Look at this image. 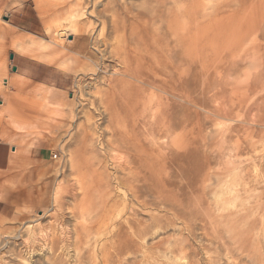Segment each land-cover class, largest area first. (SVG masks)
Returning <instances> with one entry per match:
<instances>
[{
	"label": "rangeland",
	"instance_id": "1",
	"mask_svg": "<svg viewBox=\"0 0 264 264\" xmlns=\"http://www.w3.org/2000/svg\"><path fill=\"white\" fill-rule=\"evenodd\" d=\"M130 3L139 4L137 0ZM162 3L163 19L153 26L175 32L179 44L185 42L180 50L186 59L183 69L191 68L194 75L188 82L184 78L179 88L193 105L187 104L184 95L168 96L178 119L189 117V124L159 141L167 188L186 209L187 218L150 205L141 208L123 187L116 190L117 199L128 205H120L102 223L95 220L104 227L95 238L105 241L135 211L148 226L156 225L151 216L166 219V215L174 225L154 227L140 241L146 253L133 248L126 256L127 264H264V240H260L264 239V0ZM82 4V0H0V164L10 157L7 167L0 169V264H52L54 259L56 264H78L73 246L70 251L63 249L64 243L40 241L32 252L25 241L31 231L43 239L57 233L61 240L60 230L81 229L75 227L80 222L78 213L88 206H78L82 195L73 186L79 172L75 164L72 170L71 160L76 163L85 148L80 140L85 128L94 134L96 156L110 161L111 178L126 156L121 149L108 155L102 150L111 126L105 110L111 108L100 102L97 67L90 59H100L103 49L111 50L120 39L111 33V12L102 13L107 0ZM79 19L92 23L87 36L74 28ZM64 29H68L66 39L56 36ZM82 39L87 40V56L75 53ZM188 45L189 57L185 55ZM31 68L39 76L51 75L54 82L31 80L26 72ZM177 139L178 145L172 146ZM228 178L239 179L240 195L226 194ZM25 189L27 194H20ZM74 192L77 202L72 199ZM95 195L96 200L103 197ZM44 200L45 206L37 205ZM196 214L202 220L195 219ZM84 220L94 223L90 217ZM161 240L160 249H151Z\"/></svg>",
	"mask_w": 264,
	"mask_h": 264
},
{
	"label": "bare ground",
	"instance_id": "2",
	"mask_svg": "<svg viewBox=\"0 0 264 264\" xmlns=\"http://www.w3.org/2000/svg\"><path fill=\"white\" fill-rule=\"evenodd\" d=\"M82 1V6H84L86 0ZM93 1L97 2L102 0H92V2ZM130 1L107 0V5H105L104 11L102 13L106 14L105 12H111V33L116 35L120 41H117V45L112 46L111 50L109 47H105L100 59L94 60L90 58L91 61H94L97 67L95 70V75L98 79L97 82L99 89L97 90V94L99 98H101L100 102L102 105H109L111 108V110H105L109 111L108 113L111 118V126L109 128V135L106 138L105 146L102 150L108 155L109 152H114L116 149H121L126 156L123 161L119 162V164L115 166L116 173L114 177L111 178L110 169L108 166L110 161L108 163L105 158L99 159L98 156H96V147L93 140L94 134L90 133V128L84 129L83 133L80 135V140L84 143V145L86 143L85 148H83L82 152L78 150L81 152V154H78L77 152L78 156L80 155V159L78 158L79 160H76V163L75 161L71 160V164H75V166L78 167L79 172L77 179L74 180L76 185L73 186V190L75 189L79 194L81 193L82 199L79 200L75 192L73 193V198H71L76 202L78 200L80 201L78 202V206L81 209L84 205L88 206V209L84 210L83 212L82 210H80L81 212L77 211L80 215V222H78L75 227L81 229L79 231L78 229L74 230L73 232L67 228L60 230L61 232L58 233L61 234V237L63 236V239L61 238V240L57 238V233L54 234V236H52L53 234L47 236V234L43 239L38 236L37 231H31L27 238L28 240L25 241V243L31 246L32 252L36 251V243L38 244V242L44 241L51 244H54L55 242H59L61 244L64 243L63 249L66 250H69L73 246L72 248H74L76 251L75 255L79 261L78 264H88L86 260L91 261L93 264H127L128 260L126 259V256H129V253L133 248L135 251H137V253L144 255L146 251L143 249V245L140 243V241H143L148 236V234L151 233V230H153L154 227H161L163 229L172 227L174 225V220H170V218L166 215H164L166 219H162L161 217L163 216L156 219L151 216V219L153 220L152 224L156 223L157 226L154 224L148 226L149 224L147 225L145 224V221L139 219L141 214L133 209L135 212L130 214V216L125 218L123 221H120L116 225L115 229L111 232V236L109 238H107L105 241L95 238V235H97V233L99 234V232L104 228L103 226V228L98 227L99 224V226H101L103 219L108 215H115L120 205H128L126 200L117 199L118 196L116 195V190L123 187H126L129 190L131 202H137L141 208L144 206L149 208L150 205L151 207H156L157 210L159 208L172 210L177 217H186V212H184L186 209L184 210L182 204L179 203L172 192L170 193L167 188L169 184L166 183V178L162 173L165 157L164 153L162 154L160 150L162 149V146L160 148L159 144L161 143H159V141L162 142L161 140L169 138V134L180 126L187 127L186 125L189 124V117L185 119V121L178 119L177 114L174 111L175 108L171 105L168 96L177 98V94L178 96L179 94L184 95V91L182 92L180 91L181 89H179L180 83L184 78H186L188 82L194 75L191 68L183 69V67H185L184 65L186 63V59L181 55L180 50H182L181 44L185 42L182 40L179 44L177 33L168 30L169 33L172 32L173 39H171V36L168 35V31L166 32L163 30L162 32L160 28L155 29L153 26V24H157L158 22L162 21L164 14L159 10V7L164 5L162 2L166 3L168 0H137L139 2L138 5H133L131 4L132 2L130 3ZM99 14L100 13H98V15ZM105 18L107 19V17ZM80 19L79 21L75 22L74 28L77 30V32L81 31L83 36H87L88 30L92 26V23H83L84 20ZM99 23L102 24V20H100ZM67 30L68 29H64L61 32L59 31L56 33L57 35H55L59 36L61 39H66V36L68 35ZM107 39L110 38L107 37ZM86 42L87 40L82 39L81 45L77 47V51H75L76 54L78 53L87 56L88 51L86 50ZM186 50L187 51L185 55H188V52H191L190 46ZM189 56L190 55H188V57ZM186 85L183 86L186 87ZM186 97L187 96H185V99ZM185 101L188 102V105L193 103V100L189 97H187V100ZM147 134L150 137L149 139H147L148 137L146 138ZM175 141L177 143L178 139L173 141L172 146L176 144L174 143ZM248 142L250 143L251 141ZM246 145L247 150H249L247 143ZM239 149L240 148H238L237 151ZM251 149L252 148L250 147V150ZM254 163L255 161H253V164ZM261 165V167H263V171L261 169L262 175V173L264 174V161ZM75 166H71L73 168L72 170H74ZM240 171L242 172V169H240L239 172ZM119 173L122 175H119ZM229 178L227 185H225L226 194L228 193V195L233 194L236 196L240 195L242 191L239 187L242 186V184L238 182L239 179L237 181L234 180L235 182H231ZM261 179L263 181L264 175L261 176ZM256 182L257 181H255V183ZM258 184L260 185V183ZM222 186L224 187V185ZM254 187L252 188L254 189ZM256 189L258 190V188ZM252 190L251 192H253ZM27 192L28 190L25 189V191L21 192L20 194L26 195ZM96 193L102 194L103 197H100V200H96ZM243 193L248 192H245L244 190ZM203 195L205 196L204 192ZM255 198L257 200H263L262 197L256 196ZM202 201L203 200L200 199V202ZM250 201L251 200H249V203ZM229 202L231 201H228V203ZM46 204V200L37 203V205L43 206ZM176 211H179V215L176 214ZM195 216V219H201V216H198V214ZM88 217L93 218L94 223L95 220H98L101 223L97 221L99 224L97 225L95 223V225H93L94 223H91L93 220L90 219L92 220L90 222L91 224H86L87 221L84 219H87ZM190 218L194 219L192 215ZM261 231L259 235H261ZM242 236L245 237V235H241V238ZM260 240L263 241L264 239L260 237ZM162 243L163 240L159 241L158 243L151 246V249H160ZM260 246H262V244ZM173 252H175V249L172 250V253ZM67 253L68 252L65 254ZM25 264L29 263L25 262ZM52 264H56L55 259L53 260Z\"/></svg>",
	"mask_w": 264,
	"mask_h": 264
},
{
	"label": "crops",
	"instance_id": "3",
	"mask_svg": "<svg viewBox=\"0 0 264 264\" xmlns=\"http://www.w3.org/2000/svg\"><path fill=\"white\" fill-rule=\"evenodd\" d=\"M34 68H31L30 70H27L26 72L29 74L27 75L31 80H34V81H39L40 83H50L52 84L54 82L53 80V77L50 75V76H46V75H43V76H39L38 74H35L34 71H33ZM4 103V102H3ZM1 143V142H0ZM9 158H4V164H0V169H3L5 167H7V163H9Z\"/></svg>",
	"mask_w": 264,
	"mask_h": 264
},
{
	"label": "built area",
	"instance_id": "4",
	"mask_svg": "<svg viewBox=\"0 0 264 264\" xmlns=\"http://www.w3.org/2000/svg\"><path fill=\"white\" fill-rule=\"evenodd\" d=\"M53 157H54V159H58L59 154H58V153H55V154L53 155Z\"/></svg>",
	"mask_w": 264,
	"mask_h": 264
},
{
	"label": "water",
	"instance_id": "5",
	"mask_svg": "<svg viewBox=\"0 0 264 264\" xmlns=\"http://www.w3.org/2000/svg\"><path fill=\"white\" fill-rule=\"evenodd\" d=\"M10 58H11V60H13V59H14V55L12 54ZM15 69H16V68H15Z\"/></svg>",
	"mask_w": 264,
	"mask_h": 264
}]
</instances>
